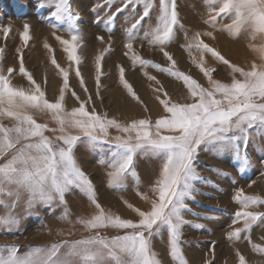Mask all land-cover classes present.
Instances as JSON below:
<instances>
[{
    "label": "snow or ice",
    "instance_id": "6c2138e0",
    "mask_svg": "<svg viewBox=\"0 0 264 264\" xmlns=\"http://www.w3.org/2000/svg\"><path fill=\"white\" fill-rule=\"evenodd\" d=\"M104 2L110 5L114 0ZM128 5H133V12L136 5H142L143 10L125 30L127 51L124 54L133 66L151 67L182 81L191 102L173 101L160 81L145 71L144 75L157 85L153 90L158 94L156 99L163 105L164 114L155 120L148 116L122 123L109 118L107 113L97 112L94 105L89 110L86 105L92 102V96L89 95L87 101H80L77 93L71 90L69 71L62 68L54 57L51 63L63 78L59 95L54 100L47 98L42 86L27 71L22 55L19 74L27 79L29 86L13 84L14 69L8 67L5 70L2 63L5 49L0 47V205L15 208L22 197H25L28 209L37 204L52 206L59 203L64 206L59 219L73 226L79 225L89 233L79 239L30 246L24 254L19 253L16 245H0V264H162L159 254L154 251L153 240L164 231L168 233L169 255L175 264H188L181 248L182 230L186 225L199 229L205 226L193 224L184 218V214L188 212L198 218H210L192 213L188 206V201L195 202L196 196L203 194L196 187L203 180L197 170L198 149L208 146L217 152H231L242 176L252 167L247 146L254 139V133L264 135V0H205L208 8L205 24L214 30L226 31L233 38L245 36L252 41L248 46L260 63L252 62L248 70L230 63L206 42L205 38L215 39L213 31H196L189 38L178 12L177 0H158V8L156 0H124V8ZM45 6L51 9L48 20L52 35L63 46L67 59L77 66L75 75L80 77V85L87 93L79 69L83 60L79 50L85 46L79 14L73 9L71 0H45L40 7ZM103 6L98 3L96 7ZM124 8L117 9V12ZM154 12L155 24L151 22ZM115 15L112 13L106 17V30H112ZM146 18L148 26L141 36L142 21ZM224 18L230 19L231 23L218 28L219 21ZM178 29L184 30L187 40L183 46L185 51L190 56L193 49L200 54L198 59L192 56V62L207 78L209 87L181 72L177 61L166 51ZM10 31V27L2 29L5 38ZM57 31L68 32L70 39L57 35ZM20 35L27 46L32 39L29 24H24ZM97 39L103 42L104 38ZM138 39L147 41L150 47L162 52L168 66L142 58L133 48ZM44 47L52 51L47 43ZM110 50L111 45L95 57L97 95L104 76L101 62ZM205 54L228 66L232 76L229 83L213 78L216 69L206 66ZM119 82L133 99L143 103L125 79L123 67H119ZM69 92L80 101L79 107L71 110L66 107V94ZM161 93L163 99L159 95ZM38 113L48 116L56 127L49 128L48 123L38 122ZM3 119H10L13 123L6 126ZM110 129L119 134L111 136ZM47 132L54 135L50 137ZM79 144H85L90 151H103L104 145L109 146L99 160L100 165L107 169L108 186L126 190L127 181L131 178L135 181L136 194L149 205L142 210L125 201L127 207L136 213L137 220L122 218L99 203L96 187L75 155ZM142 156H152L161 161L159 173L148 188L152 197L140 191L142 181L136 170V161ZM210 170L220 176L230 175L219 169ZM252 183L255 181L249 187ZM73 190L82 193L94 208L91 214L78 216L75 221L71 219L72 213L65 199L66 194ZM4 196L13 198L11 205L5 202ZM233 200L240 205V210L234 214L232 225L242 222V227H233L226 234L227 238L233 242L243 238L254 251L264 253V247L252 243L250 236L254 225L258 222L264 225V213L249 211L264 205V197L247 195L240 188L236 189ZM18 225L19 218L11 211L0 216V228L8 233L18 229ZM107 228L124 231L109 238L101 234V230ZM58 235L65 233L61 231ZM67 235L71 236L72 232ZM236 255L238 264H247L244 255L239 251Z\"/></svg>",
    "mask_w": 264,
    "mask_h": 264
},
{
    "label": "rangeland",
    "instance_id": "374dc122",
    "mask_svg": "<svg viewBox=\"0 0 264 264\" xmlns=\"http://www.w3.org/2000/svg\"><path fill=\"white\" fill-rule=\"evenodd\" d=\"M44 2L45 0H0V47L5 49L2 63L5 70L8 67L14 69L13 84L18 78H23V87L29 86L27 79L19 74L20 57L22 55L27 71L42 86L47 98L54 100L59 95V89L63 84L62 76L56 66L51 63V59L54 57L62 68L69 71L71 90L77 93L80 101H87L88 96H92V102L86 105L89 110L94 105L97 112L107 113L109 118H116L122 123H128L133 119H141L148 116L155 120L164 114L163 105L156 99L158 94L153 90L157 85L144 75L145 71L160 81L164 91L168 93V96L173 101L179 103L191 102L182 81L176 80L166 73L151 67L143 69L140 65L133 66L132 61L124 54L127 51L125 48V30L139 18L143 10L142 5H136L135 12H133V5H128L127 8H124V0H114L110 5L105 4L104 0H71L73 9L79 14L81 29L84 33H87V29L96 30L95 33H91V39L94 38L99 42V48L92 54L89 62L81 54L83 48L79 50V54L83 58L79 69L85 81V87L88 89L87 93L80 85V77L75 75L77 66L67 59L63 46L54 36L55 47L51 46L52 42L50 39H43L37 44L39 48L42 47L43 67L45 65L48 66L46 70L40 69L42 68L40 62L34 58L36 50L32 44V39L25 46L20 34L23 32V26L26 23L30 25L31 37L35 23L40 28L45 27L47 29L46 32L52 34L53 29L49 26L48 20L51 9L47 6L40 7V4ZM98 3L104 4V6L97 8ZM156 3L158 8V0H156ZM177 6L184 28L188 30L189 38L196 31H213L215 39L205 38L206 42L216 48L230 63L246 70L249 69L252 62L260 63L256 54L248 46L252 41L245 36L233 38L226 31L214 30L204 23L208 19V8L205 5V0H177ZM93 8H96V11H93ZM119 8H124V10L117 12ZM112 13L116 15L114 26L109 31L106 30L105 20ZM155 16L156 13L154 12L151 18L153 24H155ZM147 19L142 21L144 28L141 29V36L144 29L148 26ZM229 23H231V20L224 18L219 21L217 27L220 28ZM4 27L11 28L7 38L4 37L2 32ZM98 30L101 32V36H99ZM117 33L121 37L119 47L113 45V36ZM56 34L64 39H70V34L66 31H57ZM97 37H103V42L98 40ZM258 42L256 41L255 43ZM45 43L51 46V52L44 47ZM186 43L184 30L178 29L175 39L167 46L166 51L177 61V67L181 72L191 75L207 88L209 87L207 78L192 62V56L198 59L200 54L193 49L192 56H190L183 47ZM109 45H111V50L104 55V59L101 62L104 76L101 78L102 87L99 95H97L95 57ZM133 48L144 59L152 60L164 67L169 64L163 53L157 48L150 47L145 40H136L133 43ZM119 49L123 50L121 56H119L121 60L116 58L117 52L120 51ZM205 62L206 66L216 69L213 73L214 79L224 83L231 81L232 76L227 65L217 62L210 54H205ZM119 67L125 69V79L132 85L143 103L133 99L120 84ZM50 72L55 77L53 85H51ZM112 94L118 95H116V98H111ZM159 95L161 99L164 98L162 93ZM80 101L76 100L70 92L66 94V107L68 110L73 107H79ZM36 119L40 123H48L49 128L56 127L55 122L46 115L38 113L36 114ZM2 123L10 126L13 121L3 119ZM109 132L111 136L119 134L115 129H110ZM73 134H75L74 131ZM46 135L51 137L54 134L47 132ZM108 147V145H104L103 151H90L85 144H79L75 149V155L82 170L95 185L99 203L106 210H111L122 218L135 221L138 217L132 209L127 207L125 201L142 210L149 205L136 194L135 181L131 178L127 181L126 190H115L108 186L107 169L99 163L101 156L104 152H107ZM246 150L251 158L252 167L242 176L237 170V163L231 152H217L208 146H201L198 149L197 170L203 180L198 182L196 187L203 194L197 195L195 202L188 201V206L191 208L192 213H199L201 216L210 218H198L188 212L184 214L186 220L193 222V224L205 226L204 229H199L186 225L182 230L181 248L188 264H201L202 259H208L206 262H210V264H238L237 251L245 256L247 264H264V253L254 251L247 240L242 238L240 241L233 242L226 235L233 227H242V222L232 225L234 214L240 210V205L233 200L236 189L242 188L247 195L264 197V190L249 192L247 189L252 181L263 180L264 183V135H256L254 133V139L250 141ZM160 164L161 161L152 156H142L136 161V170L142 181L140 191L147 192L150 197H152V193L148 191V188L158 175ZM211 168L222 170L230 175L228 177L220 176L217 172L210 170ZM3 199L7 204H12L13 198L4 196ZM65 199L68 208L71 210V219L73 221L78 216H87L94 211V208L89 205L87 198L78 190L67 193ZM10 211L19 218L18 229L8 233L5 229L0 228V245H16L20 254L27 252L30 246H46L63 239H79L82 236L89 235L81 226H73L59 219L64 211V206L59 203L52 206L37 204L33 208L28 209L25 206V197H22L15 208L0 205V216H5ZM249 211L264 213V205L250 208ZM61 231L65 235H58V232ZM69 231L72 232L71 236L67 235ZM123 231L107 228L101 230V234L111 238L123 234ZM250 236L252 243L264 247V225L259 222L254 225ZM213 242L215 243L213 244ZM153 247L154 251L159 254L162 264H175L169 255L167 231L154 238ZM242 248H245L246 251ZM229 249L232 250L227 254ZM195 252L199 253L198 259L194 257ZM192 258H195V263H192Z\"/></svg>",
    "mask_w": 264,
    "mask_h": 264
},
{
    "label": "bare ground",
    "instance_id": "6f19581e",
    "mask_svg": "<svg viewBox=\"0 0 264 264\" xmlns=\"http://www.w3.org/2000/svg\"><path fill=\"white\" fill-rule=\"evenodd\" d=\"M35 23V22H34ZM40 25V24H39ZM33 29V32H32V44L35 46V50H36V54H35V59L36 60H38L39 62H40V65H41V67L42 68H40V69H44V70H46V69H48V66H44L43 67V59H42V57L41 56H43L42 55V47H38V42L39 41H41V40H43V39H50V41L52 42V47H55L56 45V42L54 41V37H53V35L51 34V33H49V32H46V30L47 29H45V27L44 28H40L39 26H38V24H34V27L32 28ZM37 31V32H36ZM95 31L96 30H92V29H87V33H84L85 35H84V47H83V49L81 50V54L84 56V58H86V61L87 62H89V61H91V56H92V54H94L96 51H97V49L99 48V42L98 41H96V39H91V33H95ZM99 31V30H98ZM97 33V32H96ZM99 34L101 33L100 31L98 32ZM97 33V34H98ZM96 36H98V35H96ZM95 36V37H96ZM99 36H101V34L99 35ZM120 44H121V37H120V34H116L115 36H113V45H116V46H120ZM120 51L119 52H117L118 54L116 55V58L119 60H121V58L119 57V56H121V54H122V49H119ZM108 61V60H107ZM108 63H110V61H108ZM87 66V65H86ZM47 67V68H46ZM50 76H51V85H53V83H54V80H55V77H54V74L53 73H51L50 72ZM141 80V79H140ZM24 81H23V78H18L17 79V81L15 82V85H18V86H24L23 83ZM50 85V86H51ZM54 87V86H53ZM27 88V87H26ZM116 95H118V94H112V96H111V98H116ZM70 102V101H69ZM68 102V103H69ZM247 189H248V191L249 192H258V191H260V190H264V183H263V180H258V181H256L254 184H252L251 185V187H247ZM227 203H228V201H227ZM229 204V203H228ZM244 251H246L245 250V248H242ZM232 250V249H231ZM231 250L229 249L228 251H227V254H229V252H231ZM197 256V257H196ZM198 256H199V253L198 252H195L194 253V257L195 258H197L198 259ZM195 258L193 259L192 258V263H195L196 262V260H195Z\"/></svg>",
    "mask_w": 264,
    "mask_h": 264
},
{
    "label": "crops",
    "instance_id": "0c3cea01",
    "mask_svg": "<svg viewBox=\"0 0 264 264\" xmlns=\"http://www.w3.org/2000/svg\"><path fill=\"white\" fill-rule=\"evenodd\" d=\"M218 259H219V258H218ZM207 260H208V259H202V260H201V264H204ZM219 261H220V259H219ZM218 263H220V262H218Z\"/></svg>",
    "mask_w": 264,
    "mask_h": 264
}]
</instances>
